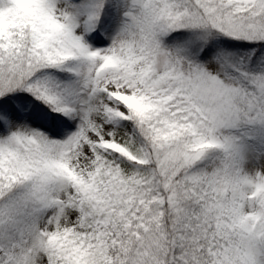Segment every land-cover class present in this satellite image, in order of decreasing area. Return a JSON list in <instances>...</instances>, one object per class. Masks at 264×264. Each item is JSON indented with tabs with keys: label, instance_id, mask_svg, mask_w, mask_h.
<instances>
[{
	"label": "snow or ice",
	"instance_id": "1",
	"mask_svg": "<svg viewBox=\"0 0 264 264\" xmlns=\"http://www.w3.org/2000/svg\"><path fill=\"white\" fill-rule=\"evenodd\" d=\"M0 264H264V0H0Z\"/></svg>",
	"mask_w": 264,
	"mask_h": 264
}]
</instances>
